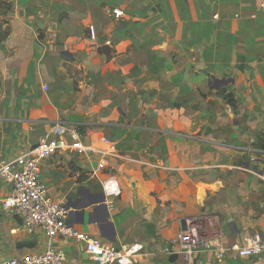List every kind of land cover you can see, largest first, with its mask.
Returning a JSON list of instances; mask_svg holds the SVG:
<instances>
[{
  "label": "crops",
  "instance_id": "0c3cea01",
  "mask_svg": "<svg viewBox=\"0 0 264 264\" xmlns=\"http://www.w3.org/2000/svg\"><path fill=\"white\" fill-rule=\"evenodd\" d=\"M3 1L0 162L24 156L56 125L79 127L86 152L63 150L40 165L49 196L71 208L73 228L116 246L142 244L132 264H175L163 252L180 233L178 218H216L228 244L264 236L258 0ZM222 80L230 83L216 86ZM193 89L195 102L232 112V126L223 122L229 128L218 136L195 133L194 142L158 128L151 116L159 100L175 109ZM140 107L147 116L136 114ZM12 190L0 177V261L46 247L44 235L28 234L5 207ZM57 247L69 264L91 259L83 242L60 239ZM196 264H264V255L218 260L202 252Z\"/></svg>",
  "mask_w": 264,
  "mask_h": 264
},
{
  "label": "built area",
  "instance_id": "2783aa9c",
  "mask_svg": "<svg viewBox=\"0 0 264 264\" xmlns=\"http://www.w3.org/2000/svg\"><path fill=\"white\" fill-rule=\"evenodd\" d=\"M258 1L264 10V0ZM122 15L121 11L114 12L116 18ZM51 135L42 137L35 147L15 161L0 162V177L13 186L11 196L4 202L5 207L23 219L28 234H41L46 238L43 252L2 260L0 264H69L64 250L57 247L60 239L85 244V253L91 259L83 264H132L142 244L116 246L88 237L71 226V208L49 196L40 179L41 163L63 150L78 153L87 150L82 142L84 132L79 127L56 125ZM100 165L103 168L105 163ZM177 221L180 233L174 245L163 252L167 257L177 255L175 264H196V254L202 252L218 260L229 256L260 258L264 255V236L259 234L245 238L243 243L228 244L216 218H178Z\"/></svg>",
  "mask_w": 264,
  "mask_h": 264
},
{
  "label": "rangeland",
  "instance_id": "374dc122",
  "mask_svg": "<svg viewBox=\"0 0 264 264\" xmlns=\"http://www.w3.org/2000/svg\"><path fill=\"white\" fill-rule=\"evenodd\" d=\"M7 2L0 0V39L6 35L4 21V15L6 14ZM156 89V88H155ZM163 99H161L162 101ZM196 100V99H195ZM194 100V89L184 96V99L178 101L176 104V108H169L166 102L160 103V108L158 109L159 112L155 114L149 113L156 122L158 128L166 130L173 129L187 137H190L194 142V134L201 135L205 134H216L222 131L228 126L221 127V124L226 120H229V125L232 126V120L234 117L233 113L228 112V109H223L222 106L218 105L216 101H212L210 104H213V108L209 104L207 106L202 105L201 102H195ZM224 110V111H223ZM146 111V110H145ZM208 111V113H206ZM137 115H142V117L147 116V113L143 112V108L140 107L139 110L136 111ZM205 116V117H204ZM213 120V123H209L206 121L207 119ZM148 125V124H147ZM146 125V126H147ZM229 128V127H228ZM212 131V132H211ZM210 134V135H211ZM217 135V134H216ZM218 136V135H217ZM220 137V136H219ZM218 137V138H219ZM188 139L185 140L183 138V143H188ZM261 149H264V145L260 146ZM194 149V148H193ZM194 153V150L192 151ZM223 160H227V158H216V164H223ZM233 162L232 158H230V162ZM235 163L241 165L242 160L236 158Z\"/></svg>",
  "mask_w": 264,
  "mask_h": 264
},
{
  "label": "water",
  "instance_id": "95a60500",
  "mask_svg": "<svg viewBox=\"0 0 264 264\" xmlns=\"http://www.w3.org/2000/svg\"><path fill=\"white\" fill-rule=\"evenodd\" d=\"M230 83L229 80H222V81H216V86L218 87H221V86H226ZM97 201L95 203H98V202H104V195H100V196H97ZM178 258L177 255H173L171 256V261H176Z\"/></svg>",
  "mask_w": 264,
  "mask_h": 264
},
{
  "label": "trees",
  "instance_id": "16d2710c",
  "mask_svg": "<svg viewBox=\"0 0 264 264\" xmlns=\"http://www.w3.org/2000/svg\"><path fill=\"white\" fill-rule=\"evenodd\" d=\"M9 8H10V4H7L6 10L8 11ZM225 99H226V102L233 108V111L236 112L237 108H236V104H235L233 97L231 95H226Z\"/></svg>",
  "mask_w": 264,
  "mask_h": 264
}]
</instances>
